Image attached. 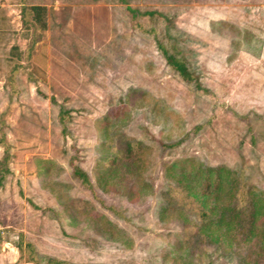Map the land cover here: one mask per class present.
<instances>
[{
  "label": "rangeland",
  "instance_id": "1",
  "mask_svg": "<svg viewBox=\"0 0 264 264\" xmlns=\"http://www.w3.org/2000/svg\"><path fill=\"white\" fill-rule=\"evenodd\" d=\"M31 3L47 7V26L11 93L7 58L13 45L27 53L21 7ZM157 42L199 87L166 65ZM0 131L9 154L0 252L31 243L40 264H264V248L251 260L245 243L180 237L165 170L190 157L241 171L264 191V0H0ZM119 134L142 142L143 164L100 182V142Z\"/></svg>",
  "mask_w": 264,
  "mask_h": 264
},
{
  "label": "trees",
  "instance_id": "2",
  "mask_svg": "<svg viewBox=\"0 0 264 264\" xmlns=\"http://www.w3.org/2000/svg\"><path fill=\"white\" fill-rule=\"evenodd\" d=\"M125 3L127 0H119ZM126 11L130 15L133 26L138 25L136 20L138 11L135 7L126 4ZM151 13V12H148ZM47 7L43 4L31 3L21 7V22L26 36L30 38L27 53L13 45L7 58L6 82L11 93L16 90L14 84L15 74L21 67L22 58L27 59L29 51L40 34L38 30L46 28ZM165 63L185 83L200 86L198 75L191 70L186 61L169 52L160 42H157ZM67 111H60V120L68 115ZM3 133L0 131V146L4 147V153L0 156V181L3 173L7 171L4 163L9 154L3 141ZM101 153L96 158L94 168L96 180L107 182L121 167L133 171L139 170L143 164V144L140 140L125 137L119 134L114 140H101ZM73 157V156H72ZM166 173L171 178V184L167 185L166 203L174 210V217L182 220V238H207L219 246L226 245L231 248L234 243L247 244L246 253L251 260L261 253L256 251L264 248V191L246 181L244 174L224 165L210 166L195 161L193 158L180 157L165 164ZM72 173L79 178L98 200L106 208L120 214L118 209L111 205H105L98 195L89 176L77 166H73ZM167 207L163 208V212ZM170 210V209H169ZM28 249L25 261L32 264H40L35 257L31 243L25 247L18 244L20 255L22 249ZM43 264H59L54 258H47ZM242 264H248L242 261ZM251 264V263H250Z\"/></svg>",
  "mask_w": 264,
  "mask_h": 264
},
{
  "label": "crops",
  "instance_id": "3",
  "mask_svg": "<svg viewBox=\"0 0 264 264\" xmlns=\"http://www.w3.org/2000/svg\"><path fill=\"white\" fill-rule=\"evenodd\" d=\"M0 252V264H32L31 262H27L23 259L19 258V251L18 248L16 249L13 245L8 247L5 251V248H2Z\"/></svg>",
  "mask_w": 264,
  "mask_h": 264
}]
</instances>
